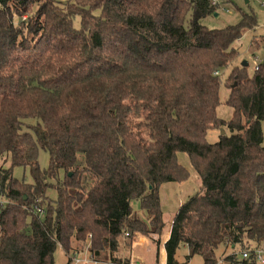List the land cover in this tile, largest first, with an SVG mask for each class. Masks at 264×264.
I'll return each mask as SVG.
<instances>
[{
    "label": "trees",
    "instance_id": "1",
    "mask_svg": "<svg viewBox=\"0 0 264 264\" xmlns=\"http://www.w3.org/2000/svg\"><path fill=\"white\" fill-rule=\"evenodd\" d=\"M218 8L217 0H0V160L9 153L11 162L0 165V264H54L57 246L69 254L72 239L88 242L93 261L139 264L117 255L118 239L158 247L159 188L191 176L177 152L199 187L171 220L165 264H176L181 244L203 264H218L220 244L264 245V57L252 73L230 68L232 114L219 118L221 72L257 23L242 14L233 25H204ZM250 48H264V35ZM222 126L229 133L207 142V130ZM16 167L31 181L16 178ZM223 259L255 264L234 250Z\"/></svg>",
    "mask_w": 264,
    "mask_h": 264
},
{
    "label": "rangeland",
    "instance_id": "2",
    "mask_svg": "<svg viewBox=\"0 0 264 264\" xmlns=\"http://www.w3.org/2000/svg\"><path fill=\"white\" fill-rule=\"evenodd\" d=\"M65 1V0H62ZM219 3V8L216 12L207 15L203 18L202 23L209 28H222L228 25L236 24L242 14L253 15L256 18L257 25L254 30H246L239 40L236 42L237 54L231 63L221 72V82L218 89V97L220 103L216 106V115L224 120H228L231 117L232 109L225 103L228 97V88L225 85V79L228 75L230 68L235 64H242L245 62L247 64L246 70L248 73H252L254 65L261 61L264 57V48H259L254 50V54L251 52L250 43L253 37L258 40L260 36L264 35V0H217ZM77 25V20L74 22ZM263 139H264V119L261 122ZM221 133L228 134L229 131L226 127L210 128L206 132V141L214 142L218 139ZM5 155L0 160V165H10V158L6 159ZM177 161L188 168L191 171V176L180 183L171 182L162 184L159 188V199L160 208L162 210V218L164 221V227L162 233L159 237V245L154 242V239L149 238H137L132 245H126L124 237H119V247L117 250V255L120 258H129L135 256L139 258L142 263L139 264H165L164 250L161 247L162 241L165 237V233L168 232L171 220L177 211L178 206L191 194L195 193L199 187V180L194 177V171L191 168L188 156L185 152L176 153ZM6 159V160H5ZM38 163L41 168H46L48 165V153L43 150H38ZM16 178H23L24 181L30 182L31 177L27 170L21 167H16L14 172ZM47 194L50 198L55 197L54 189H48ZM131 205L133 210L144 220L147 221L146 214L140 209L137 200H132ZM72 251L71 254H76L78 257H89L87 251L88 242H80L72 239L71 241ZM235 251L239 254L240 248H232L230 245L224 246L220 244L215 249V257L218 259V264H227L224 261V256ZM64 253L60 245L57 246L53 258L54 264H66L67 255ZM188 248L187 246L181 244L175 254L176 264H203L202 257L198 254L187 258ZM67 256V258H66ZM131 256V257H129ZM89 264H104L102 262H92Z\"/></svg>",
    "mask_w": 264,
    "mask_h": 264
},
{
    "label": "built area",
    "instance_id": "3",
    "mask_svg": "<svg viewBox=\"0 0 264 264\" xmlns=\"http://www.w3.org/2000/svg\"><path fill=\"white\" fill-rule=\"evenodd\" d=\"M215 1V0H213ZM256 67V66H255ZM243 258L251 257L255 264H264V245L263 243L259 245L251 244L247 249H242L239 251ZM95 262L89 257H78L76 254H71L69 264H89V262Z\"/></svg>",
    "mask_w": 264,
    "mask_h": 264
},
{
    "label": "crops",
    "instance_id": "4",
    "mask_svg": "<svg viewBox=\"0 0 264 264\" xmlns=\"http://www.w3.org/2000/svg\"><path fill=\"white\" fill-rule=\"evenodd\" d=\"M7 155V157H6V159L8 160L9 158H10V154L9 153H7L6 154ZM5 159V160H6ZM10 160V159H9ZM8 160V161H9ZM1 166H4V164L3 165H1ZM5 166H7V165H5ZM194 177H196L197 179H198V177H197V175L194 173ZM169 231H170V227H169V230H168V232H166L165 233V237H164V239H163V241H162V244H161V247L163 248V243H164V241L167 239V237H168V235H169ZM134 245H135V243H134ZM134 245H132V246H134ZM164 250V249H163ZM65 253V252H64ZM66 255V254H65ZM129 257H131V256H129ZM164 257H165V253H164ZM66 258H67V256H66ZM68 259V258H67ZM66 259V260H67ZM131 259H133V260H135L136 262H138V263H142L141 262V260L138 258L137 259V257H135V256H133V257H131ZM67 262V261H66Z\"/></svg>",
    "mask_w": 264,
    "mask_h": 264
},
{
    "label": "water",
    "instance_id": "5",
    "mask_svg": "<svg viewBox=\"0 0 264 264\" xmlns=\"http://www.w3.org/2000/svg\"><path fill=\"white\" fill-rule=\"evenodd\" d=\"M243 64L245 65L246 63H245V62H243Z\"/></svg>",
    "mask_w": 264,
    "mask_h": 264
}]
</instances>
